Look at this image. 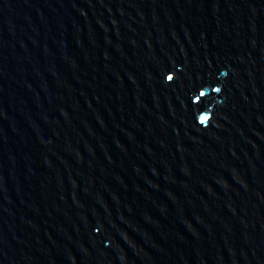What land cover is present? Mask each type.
Instances as JSON below:
<instances>
[{"label": "water", "instance_id": "95a60500", "mask_svg": "<svg viewBox=\"0 0 264 264\" xmlns=\"http://www.w3.org/2000/svg\"><path fill=\"white\" fill-rule=\"evenodd\" d=\"M0 264H264V0H0Z\"/></svg>", "mask_w": 264, "mask_h": 264}]
</instances>
